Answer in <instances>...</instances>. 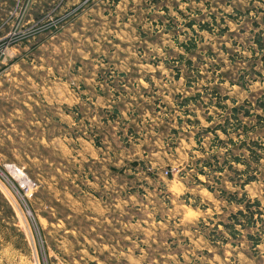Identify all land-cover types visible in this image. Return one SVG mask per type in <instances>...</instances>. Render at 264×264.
<instances>
[{"label": "rangeland", "instance_id": "374dc122", "mask_svg": "<svg viewBox=\"0 0 264 264\" xmlns=\"http://www.w3.org/2000/svg\"><path fill=\"white\" fill-rule=\"evenodd\" d=\"M206 1L0 0V264H264V0Z\"/></svg>", "mask_w": 264, "mask_h": 264}, {"label": "trees", "instance_id": "16d2710c", "mask_svg": "<svg viewBox=\"0 0 264 264\" xmlns=\"http://www.w3.org/2000/svg\"><path fill=\"white\" fill-rule=\"evenodd\" d=\"M212 23H210V22L200 23L198 29L199 30L206 29V30L212 32V29L214 28V25L216 24L215 22H212ZM189 26L192 27V22L189 23ZM223 29L224 28H222V31L220 33L223 32ZM193 31L196 32V29L193 28ZM183 46H185V49L190 52L193 48L197 47V41L196 40H190L189 42L183 43ZM255 143L257 145H259L260 147H263L262 143L259 144V142L254 141L253 144H255ZM252 156H253V158L256 161H258L259 156L254 155V151H252ZM240 158L241 157H239V156H235L234 160H236L238 162H243V163L245 162L247 164V168L242 170V172L248 173L249 172L248 171V167L250 166V163H248V162H246V161H244L243 159H240ZM200 172H204V171H202V169H201ZM254 179H257V177H255V175H252V174L248 175L245 179H243L241 184H242V186H244L246 183H248V182H250V181H252ZM224 192L226 193L227 191H224ZM227 194H230V193H227ZM246 197L247 196L245 194V196H243L241 198H238L236 192L232 193L231 195H229V197H227L228 201L230 203L234 202V203H237V204H244L243 205L244 207H241L240 209H238V211L236 213H234V215H233L234 217H238L239 215H245L244 209H248L250 207V203H248V199L246 201ZM260 202L261 201H260L259 198L255 199V204H260ZM247 217H249L251 219V214L250 215L247 214ZM225 225L233 227L232 225H228L227 223H225Z\"/></svg>", "mask_w": 264, "mask_h": 264}, {"label": "crops", "instance_id": "0c3cea01", "mask_svg": "<svg viewBox=\"0 0 264 264\" xmlns=\"http://www.w3.org/2000/svg\"><path fill=\"white\" fill-rule=\"evenodd\" d=\"M196 1H201V0H196ZM211 0H209V1H206L207 2V4H210L211 2H210ZM234 9H235V7H234ZM236 11H240V9H238V7H236V9H235ZM212 19H213V21H210V23H212V22H215L216 24H217V19H216V16H213L212 17ZM216 20V21H215ZM204 22H209V21H199V24L200 23H204ZM198 24V25H199ZM213 24V23H212ZM193 25V24H192ZM188 26H189V24H188ZM199 28V27H198ZM204 30V29H203ZM261 40L262 39H258L257 41L259 42V44L261 45ZM128 71H120V72H118L117 74L119 75V76H121V77H124V78H126V76H129V74L127 73ZM111 76H113V75H111ZM175 76H179V74H175ZM181 76V75H180ZM146 80V79H145ZM147 81L150 83V86H152V83H153V80L152 79H150V78H147ZM179 104V103H178ZM185 105V104H184Z\"/></svg>", "mask_w": 264, "mask_h": 264}, {"label": "built area", "instance_id": "2783aa9c", "mask_svg": "<svg viewBox=\"0 0 264 264\" xmlns=\"http://www.w3.org/2000/svg\"><path fill=\"white\" fill-rule=\"evenodd\" d=\"M0 180L1 181H5V180L8 181V176L6 175V173L2 169H0Z\"/></svg>", "mask_w": 264, "mask_h": 264}]
</instances>
